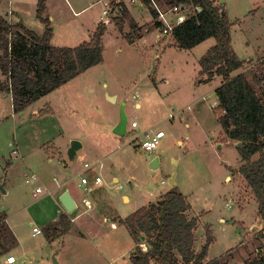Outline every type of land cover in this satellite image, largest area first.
I'll use <instances>...</instances> for the list:
<instances>
[{
    "label": "rangeland",
    "instance_id": "374dc122",
    "mask_svg": "<svg viewBox=\"0 0 264 264\" xmlns=\"http://www.w3.org/2000/svg\"><path fill=\"white\" fill-rule=\"evenodd\" d=\"M37 1L0 0V18L8 14V22L13 23L17 16L24 27L41 35L44 27L36 20ZM220 1L214 3L224 6L231 24V50L243 62L231 77L243 75L257 90L253 75L264 73V0ZM130 6L132 12L142 13L136 21L128 13L121 32L114 22L105 25L99 65L18 115L7 113L9 99L2 97L0 185L5 194L0 190V209L5 208L7 225L17 243L4 237L0 264H7L11 255L15 264H52L53 254L59 264L132 263L129 254L134 243L119 221L169 192L172 176L174 188L191 207L188 219L197 221V253L208 228L213 238L208 261L248 264L259 256L263 242L257 204L237 173L236 143L221 130L216 118L218 103L211 97L222 79L207 83L200 66L215 41L208 39L191 50H181L171 35L162 36L161 27L155 28L149 13L141 10L145 6ZM103 9L102 0H46L44 16L55 36L51 46L74 48L88 41L100 24ZM190 13V9L184 12ZM129 18L139 27L141 37L131 45L124 39L131 33ZM166 18L175 17L168 13ZM0 77L1 86L4 78ZM116 96L114 103L108 101ZM135 103L139 109L133 107ZM122 104L128 122L139 126L117 137L111 134V126L119 119ZM145 125L150 126L149 135L142 132ZM157 132L164 136L147 155L158 154L161 167L151 170L144 152L134 147ZM72 141L82 142L83 149L69 163L66 150ZM93 163L102 165L95 170L102 183L88 194L80 186L81 173L84 164ZM84 175L91 179L87 172ZM37 187L41 192L33 197ZM65 190L78 208L66 214L69 230L52 241L45 230L60 211L65 213L58 199ZM84 198L92 202L91 210L81 203ZM33 228L40 235L32 236ZM143 245L137 248L146 253L148 247Z\"/></svg>",
    "mask_w": 264,
    "mask_h": 264
},
{
    "label": "trees",
    "instance_id": "16d2710c",
    "mask_svg": "<svg viewBox=\"0 0 264 264\" xmlns=\"http://www.w3.org/2000/svg\"><path fill=\"white\" fill-rule=\"evenodd\" d=\"M159 8L174 7L190 9L183 23L171 33L174 45L181 50H191L202 42L213 39L214 47L200 60V66L207 74L206 82L222 79V85L215 89L217 122L226 138L237 144L240 160L237 173L253 195L257 214L262 225L259 236L262 240L259 256L248 264H264V73H254L253 86L245 76L232 74L243 67L231 50L229 37L230 22L221 15L223 8L212 0H154ZM46 0H38L35 16L44 29L41 35L28 30L20 22L10 23L0 18V74L4 78L0 93L11 98L12 112L22 113L41 98L61 88L89 69L102 62L101 38L105 26L99 24L89 40L74 48H55L50 45L52 28L45 13ZM144 6L156 19V12ZM126 12L123 5L118 14ZM120 19V18H119ZM120 24V20H117ZM122 20V19H121ZM118 24V25H119ZM161 24L155 21V28ZM121 26L119 25L118 31ZM131 33L125 36L128 44L139 38L140 29L130 24ZM191 207L175 188L160 197L155 203L139 209L121 221L129 234L143 241L148 247L142 253L137 247L131 254L133 264H227L220 260L205 262L213 238L205 229L206 240L198 253L193 248L197 221L188 219ZM5 214L0 213V256L4 237H12L5 225ZM69 222L60 215L58 222L50 225L46 236L52 241L66 233ZM60 228V229H59ZM14 240V239H13Z\"/></svg>",
    "mask_w": 264,
    "mask_h": 264
},
{
    "label": "built area",
    "instance_id": "2783aa9c",
    "mask_svg": "<svg viewBox=\"0 0 264 264\" xmlns=\"http://www.w3.org/2000/svg\"><path fill=\"white\" fill-rule=\"evenodd\" d=\"M149 3V7L156 12V18L157 22L161 24V35L162 36H168L171 35L172 30L183 23L186 19V15L184 12L187 10L182 7H174L170 10H168L171 16H174V19L167 20V12L163 11L161 8L158 7V5L155 3L154 0H147ZM132 4H143V0H130ZM104 9L101 12V17L105 18L110 16L114 13V11H118L120 9L122 3L121 0H102ZM136 124L134 122L131 123V128H135ZM164 134L162 132H157L153 137L146 138L145 141H141L139 143H136V146L134 148L140 149L145 154H150L154 152L158 146H159V140L162 139ZM13 154L16 155V152L13 151ZM85 171L92 170L91 165L85 164L84 166ZM101 180L98 176H92L91 179L87 178L84 174L81 176L80 180V186L83 187V191L90 194L92 193V187H98L101 185ZM41 190L39 188L35 189V193L33 197H35L36 194H39ZM84 207L89 210L90 209V203L88 200H83ZM41 231L37 228L32 229V236L40 235ZM15 261L14 257H8L6 259L7 264H13Z\"/></svg>",
    "mask_w": 264,
    "mask_h": 264
},
{
    "label": "crops",
    "instance_id": "0c3cea01",
    "mask_svg": "<svg viewBox=\"0 0 264 264\" xmlns=\"http://www.w3.org/2000/svg\"><path fill=\"white\" fill-rule=\"evenodd\" d=\"M213 2L215 1L216 2V0H212ZM121 3H122V5L124 6V8H125V10H126V12H125V14L124 15H120V14H118V12L117 11H114V13L113 14H111L110 16H108L107 17V19H104V18H102V17H100L99 18V20H100V24H103L104 26L105 25H109V22H114V24H115V27H116V29L118 30V28H119V25H121V24H123V21L126 19V16L128 15V13L130 14V16H131V18L133 19V20H135L136 21V19H137V16L139 17L140 16V13H142L141 11L140 12H138V13H136V12H132V10L133 9H131L130 7H132V6H130V4H132L131 2H130V0H126V3H125V1H121ZM217 3V2H216ZM216 3H215V5H216ZM128 5V6H127ZM141 5H143L144 6V4H141ZM127 7H129V9H127ZM146 8V7H145ZM142 8L141 7V10H146L148 13H149V15H150V20H152V22H157V18L155 19V21H154V17H152V15L150 14V11L146 8ZM223 9H224V6H223ZM144 10H143V12H144ZM102 12V11H101ZM225 14H227V13H225ZM8 17H9V15L8 14H4V20L5 21H9L8 20ZM120 18V19H119ZM115 19H117V20H120L121 22H120V24L119 23H117V21L115 20ZM122 19V20H121ZM130 19V18H129ZM132 19H130L129 20V22H130V24L131 23H133L134 24V21L132 20ZM37 20V19H36ZM110 20V21H109ZM13 21L15 22V23H17V22H20V20H19V18L16 16V18H13ZM21 23V22H20ZM38 23H39V21H38ZM22 24V23H21ZM40 24V23H39ZM119 24V25H118ZM130 24H129V28H130ZM23 25V24H22ZM40 25H42V24H40ZM43 26V25H42ZM122 27V26H121ZM139 28V27H138ZM42 32H43V30H42ZM145 33H148V30H146L145 31ZM140 31H139V33H138V36H139V38H137V39H140L141 37H140ZM160 36L158 35V36H156V38L158 39ZM90 38V37H89ZM89 38H88V40H89ZM54 39H55V36H54V32L52 31V38H51V40H50V45H51V43H53V41H54ZM84 42H86V41H84ZM83 43V42H82ZM81 43V44H82ZM80 45V44H79ZM53 47V46H52ZM77 47V46H76ZM56 48V47H55ZM85 73V72H84ZM1 78V77H0ZM214 80H217V78L216 79H214ZM216 89V88H215ZM215 89L213 90V93H214V91H215ZM213 93H212V95H213ZM212 95H211V97H212ZM3 96H5L6 98H8L9 99V107H8V112L7 113H11L12 114V116L13 115H15V114H13V112H12V107H11V98H10V96L9 95H7V94H2V93H0V101L1 100H3ZM135 98H137V95H135L134 96ZM133 97V98H134ZM117 99V96L114 98V101L112 102V103H114L115 102V100ZM6 106H7V103H6ZM133 107H135L136 109H139L140 108V105L139 104H136L135 103V105L133 106ZM126 108V106H125V104H124V109ZM124 112H125V110H124ZM2 115H5V114H2L1 112H0V120H1V118H3L2 117ZM126 115V114H125ZM8 116H10V115H8ZM118 121H119V119H117L115 122H114V124H112V126H111V131L113 130V128L117 125V123H118ZM134 121V120H133ZM136 122V121H135ZM131 123L132 122H128V125H127V132H128V129L129 130H133V129H136V128H138V123H136V127L135 128H131ZM158 124H156V125H154V126H152V127H150V126H148V125H145V127L142 129V132L144 133V135H149V134H147V133H149L150 131H151V129H153L154 127H156ZM148 127H150L149 128V132H148V130H147V128ZM142 132L140 133L141 135H143L142 134ZM112 134V133H111ZM127 134V133H126ZM153 137V136H152ZM149 137L147 136V139H148ZM81 143V150L83 149V143L82 142H80ZM179 144H180V142H179ZM68 148H69V146H68ZM67 148V149H68ZM81 150H79L77 153H76V155H75V157L77 156V154L81 151ZM15 151V150H14ZM67 151V150H66ZM16 152V151H15ZM12 153H13V151H12ZM145 154V153H144ZM146 155V158L147 157H149L150 159H158V164H159V166H158V169H160V167H161V162H160V157H159V155L158 154H155L154 156H148L147 154H145ZM74 157V158H75ZM67 158V157H66ZM58 164H60L59 163V161L57 162ZM49 164H52V162L50 161L49 162ZM85 165V164H84ZM83 165V166H84ZM97 165H99L98 167H100V166H102L100 163H93L91 166H92V170H90V171H85V170H83L82 171V173H81V175H83L84 173L86 174V172L88 173V174H90L91 175V177L92 176H98L97 174H96V172H95V170H96V168H97ZM149 165V164H148ZM84 168V167H83ZM99 170V169H98ZM31 180H34V178L33 177H31ZM169 181V180H168ZM174 182H175V180H174ZM175 186V185H174ZM99 187V186H98ZM38 188V187H37ZM37 188H35V189H37ZM172 189L174 188V187H171ZM176 189V188H175ZM66 191H68V190H65L64 192H66ZM63 191L62 192H60L59 194H58V199L60 198V196L64 193ZM69 192V191H68ZM170 192V191H169ZM168 193V192H167ZM166 193V194H167ZM70 194V193H69ZM34 195V194H33ZM71 195V194H70ZM71 197L73 198V196L71 195ZM160 197H162V196H160ZM159 197V198H160ZM125 201H129V198L128 197H126V196H123L122 197ZM158 198V199H159ZM157 199V200H158ZM73 200L75 201V199L73 198ZM83 200H89V203H90V199H86V198H84ZM83 200L81 201V203L83 204ZM156 200V201H157ZM155 201V202H156ZM154 202V203H155ZM75 203H76V208H78V204H77V202L75 201ZM150 204H153V203H150ZM150 204H148V205H150ZM147 205V206H148ZM84 206V205H83ZM93 208V204H92V202L90 203V209L89 210H91ZM1 210V209H0ZM87 210V209H86ZM88 211V210H87ZM0 213H4V212H0ZM67 213L65 212H59L58 213V216H57V219H55L54 221H52V223L51 224H54V223H56V222H58V218H59V216L60 215H65L66 216V219H67V221L69 222V220H68V216L66 215ZM6 217V216H5ZM121 221H124V220H120L119 222L121 223ZM5 225H6V227H7V229H8V231L11 233V235H12V237H13V239H14V241L17 243V241H16V239H15V237H14V234L12 233V231H11V229L8 227V225H7V217H6V219H5ZM127 233L129 234V232L127 231ZM65 234V233H64ZM64 234H63V236H64ZM63 236H61V237H63ZM129 236H130V238L132 239V241H133V243H134V248L133 249H131V251H130V253L132 254L133 252H134V249L136 248V247H138V246H140V245H142V244H144L145 245V247H146V244H145V242L143 241V240H141L140 239V242H136V240L129 234ZM195 242H196V237H195ZM144 245H143V248H144ZM194 246H195V244H194ZM146 250H147V248H145ZM193 250H194V252L195 253H197L196 251H195V249L193 248ZM133 251V252H132ZM148 251V250H147ZM131 254H129V262H130V260H131ZM57 255V254H56ZM9 257H13L12 255L11 256H9ZM7 259V258H6ZM15 259V258H14ZM205 262H208V260L207 259H205ZM16 263V259H15V261H14V263L13 264H15ZM59 264V263H58ZM130 264H133V263H130ZM150 264H157V263H155V262H150Z\"/></svg>",
    "mask_w": 264,
    "mask_h": 264
},
{
    "label": "water",
    "instance_id": "95a60500",
    "mask_svg": "<svg viewBox=\"0 0 264 264\" xmlns=\"http://www.w3.org/2000/svg\"><path fill=\"white\" fill-rule=\"evenodd\" d=\"M220 3L223 4V1L221 0ZM221 15L224 16L225 15V11L224 9L221 12ZM213 98H215V94L213 93L212 95ZM108 101L113 102L114 98H109L108 97ZM127 125H128V119L127 116L125 115L124 112V104L121 105L120 110H119V121L117 123V125L113 128V130L111 131V133L117 137H123L124 135H126L127 133ZM264 142V139H263ZM236 147H240V144H237ZM81 150V144L77 141H72L69 145V148L66 151V157H67V161L70 163L73 161L76 153ZM146 161L149 164V168L151 170H157L158 169V159H150L149 157L146 158ZM174 176H172L169 181L168 184L170 187H174L175 182H174ZM0 190L3 194H5V190L3 189V184L0 185ZM59 202L62 206V208L64 209V211L67 214L72 213L74 210H76V203L73 200V198L71 197V195L69 194L68 191L64 192L60 198H59ZM5 208L1 209L0 212H4ZM143 240V238L141 239ZM51 261L52 264H58L56 259H55V255L53 254L51 257Z\"/></svg>",
    "mask_w": 264,
    "mask_h": 264
}]
</instances>
